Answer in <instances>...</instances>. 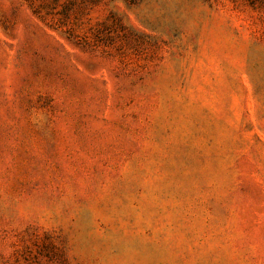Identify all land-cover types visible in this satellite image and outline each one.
Segmentation results:
<instances>
[{
    "label": "rangeland",
    "instance_id": "rangeland-1",
    "mask_svg": "<svg viewBox=\"0 0 264 264\" xmlns=\"http://www.w3.org/2000/svg\"><path fill=\"white\" fill-rule=\"evenodd\" d=\"M0 264H264V0H0Z\"/></svg>",
    "mask_w": 264,
    "mask_h": 264
}]
</instances>
